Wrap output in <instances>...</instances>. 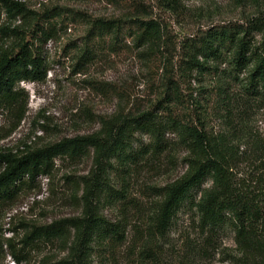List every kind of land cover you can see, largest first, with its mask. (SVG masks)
<instances>
[{"label":"rangeland","instance_id":"1","mask_svg":"<svg viewBox=\"0 0 264 264\" xmlns=\"http://www.w3.org/2000/svg\"><path fill=\"white\" fill-rule=\"evenodd\" d=\"M41 13L58 8L67 19L57 35L44 46L45 76L19 84L27 99V112L18 124L10 114L0 112V154L21 156L64 139L98 134L103 126L119 119L136 118L154 107L167 77L166 58L179 72L178 55L187 39L218 27L246 25L264 18V0H14ZM77 17L71 20L70 14ZM150 16L163 35L161 49L140 47L126 39L116 49L105 48L90 62L78 65L90 20ZM21 18L0 15V50L13 39L5 28L23 29ZM260 41V35H256ZM165 61V62H164ZM202 76L184 79L183 102L175 112L190 114L208 136L224 138L235 156L238 180L254 184L264 164V93L252 95L246 89L247 72L234 71L229 61L211 64ZM134 151L152 145L147 136L136 134ZM166 150L146 157L124 169L111 170L108 183L119 192L105 199L99 209L111 222L125 227L124 243L111 251L93 250V264H152L151 257L165 264H241L233 228L219 232L205 230L194 204L207 180L192 193L173 219L164 238L150 235L152 217L162 199V190L187 171L188 153L177 134H167ZM94 154L72 160L57 158L50 177H39L36 189L25 187L12 203L0 208V244L18 243L27 226L47 225L57 220L82 217L84 182L94 171ZM240 181V182H241ZM153 238L150 258L142 254ZM19 248V247H18ZM8 252L6 247H3ZM67 256L59 244L43 246L23 264L58 262ZM3 264H14L7 256Z\"/></svg>","mask_w":264,"mask_h":264},{"label":"trees","instance_id":"2","mask_svg":"<svg viewBox=\"0 0 264 264\" xmlns=\"http://www.w3.org/2000/svg\"><path fill=\"white\" fill-rule=\"evenodd\" d=\"M9 20L21 18L24 26L6 34L13 44L0 50V112L10 114L20 123L27 112V99L19 91V84L35 82L46 74L44 46L53 39L67 19L58 8L35 13L14 0H0V15ZM117 19L90 20L78 65L90 62L105 48L116 49L126 39L140 47L161 49L163 35L160 26L147 15ZM71 20L77 15L70 14ZM256 35L261 40L256 41ZM179 72L173 69L172 57L166 58L164 71L168 74L158 101L149 111L132 119H117L107 123L95 135L64 139L47 147L30 150L21 156L0 154V208L15 201L23 188L36 189L39 177H50L57 158L81 159L94 154V171L84 182V210L82 217L57 220L47 225L27 226L22 239L6 240L0 244V264L9 256L14 264L29 261L31 254L41 247L59 244L67 256L58 262L41 264H93V250L116 249L124 243L125 227L109 221L99 209L103 200H113L119 192L108 181L112 169L136 164L138 160L161 155L167 134H177L186 147V173L162 190V199L150 226V235L164 238L173 219L195 189L207 181L211 185L202 191L195 202L202 227L217 233L225 226L235 232L239 250L237 262L264 264V164L254 184L238 180L234 173V153L224 138L208 136L201 123L190 114H177L174 103L181 104L185 78L199 76L213 69L211 64L229 61L234 71L247 72L246 89L252 95L264 93V18L246 25L231 24L211 29L187 39L178 55ZM136 134L147 136L152 145L134 151ZM115 163V164H114ZM126 169V168H125ZM241 181V182H240ZM153 238L142 254L150 258ZM8 252L3 250V247ZM19 247V248H18ZM152 264H165L151 257Z\"/></svg>","mask_w":264,"mask_h":264}]
</instances>
